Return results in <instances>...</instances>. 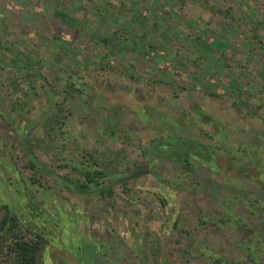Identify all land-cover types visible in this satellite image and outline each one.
I'll return each mask as SVG.
<instances>
[{
    "label": "rangeland",
    "instance_id": "rangeland-1",
    "mask_svg": "<svg viewBox=\"0 0 264 264\" xmlns=\"http://www.w3.org/2000/svg\"><path fill=\"white\" fill-rule=\"evenodd\" d=\"M77 30L121 57L54 35ZM259 56L264 0H0V205L46 237L40 264H264ZM93 169L125 180L106 196L69 182Z\"/></svg>",
    "mask_w": 264,
    "mask_h": 264
},
{
    "label": "trees",
    "instance_id": "trees-1",
    "mask_svg": "<svg viewBox=\"0 0 264 264\" xmlns=\"http://www.w3.org/2000/svg\"><path fill=\"white\" fill-rule=\"evenodd\" d=\"M106 3V2H105ZM145 11V15H146ZM147 19H149L147 16H145ZM150 20V19H149ZM164 18L156 19V20H150L153 24V27L156 29H162L161 30V36L167 37V33L165 32L167 28L165 26L169 25V22H163ZM28 27L24 28V31H28ZM169 29V28H168ZM80 30H77L73 35L66 33V32H59L55 33V37H57L61 42L64 43V41H80L82 45L85 47L87 45H91V43H94L96 45H100L104 48L105 52L100 55L99 58H102L107 64V66H111L112 62L114 61V58L121 57V48L117 47L115 44L111 43V39L108 36L104 35H93L90 36L87 32V35L83 36ZM95 36V37H94ZM128 36H126L123 42H126L129 46V52H132L133 54L143 55L146 59L149 60V62L157 65H162L161 62L160 53L163 52V49L165 48L160 46H155L156 52H159V54H154L150 48L145 49L144 47H141L139 44V36L131 35L129 42L126 41ZM145 37L144 34L140 35V38ZM131 42V43H130ZM140 46V49L137 47ZM137 48V49H136ZM159 49V51H158ZM261 55V54H260ZM256 58H263L262 62L264 63V57L259 56ZM169 65V63L167 62ZM26 67L20 68V70H26ZM171 70H180V66L173 63L171 65ZM183 75V74H181ZM190 76H198L197 74H191ZM206 76H201L206 81V91H209L210 95L213 97H219L220 94L229 93L234 96V94L228 90H223L219 87L213 88L214 90H211L212 83L211 78ZM199 77V76H198ZM68 80L71 81L70 76L66 77ZM199 79V78H198ZM76 80H72L71 84L76 85L78 87L77 89L81 92H83V88H80L77 85ZM176 83H179L183 87V89L192 87V85L195 84L193 80L190 78H183L180 80H176ZM82 86V85H81ZM84 93V92H83ZM237 100L235 99V103H246L249 104V98L244 95V93H238L235 96ZM237 101V102H236ZM192 152L190 150H187L184 155H181L180 161H184L185 164H188L190 161V156ZM28 156L30 158V166L31 168H42V163H40L37 159V157L34 155L33 151L30 149L28 150ZM197 156V155H196ZM211 156H213L211 154ZM213 158V157H212ZM106 171L93 169V170H86L81 172L82 179H79L77 181H69L77 191L82 193H89V192H98L101 195H109L113 191V187L117 184L122 183L125 179L124 177L114 178L111 182L107 183L106 180L108 178H111L110 176L106 177ZM103 179V181L101 180ZM81 181V182H80ZM47 241L46 237L39 231H36L35 229L31 228L29 225H27L25 222L22 221L21 217L12 211L10 206L8 204H1L0 205V264H2L3 258L5 259V264H40V256L42 249L44 247V243Z\"/></svg>",
    "mask_w": 264,
    "mask_h": 264
},
{
    "label": "water",
    "instance_id": "water-1",
    "mask_svg": "<svg viewBox=\"0 0 264 264\" xmlns=\"http://www.w3.org/2000/svg\"><path fill=\"white\" fill-rule=\"evenodd\" d=\"M148 172V170H138L132 174H130L127 179H133V178H136V177H139L141 175H144Z\"/></svg>",
    "mask_w": 264,
    "mask_h": 264
}]
</instances>
